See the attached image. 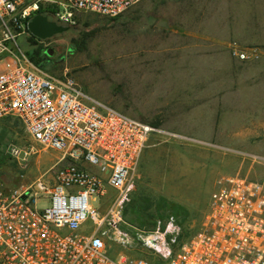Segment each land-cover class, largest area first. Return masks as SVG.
Here are the masks:
<instances>
[{"label":"rangeland","instance_id":"1","mask_svg":"<svg viewBox=\"0 0 264 264\" xmlns=\"http://www.w3.org/2000/svg\"><path fill=\"white\" fill-rule=\"evenodd\" d=\"M192 4L141 0L117 17L79 11L66 32L39 39L26 31L17 37L37 66L68 72L89 96L162 129L150 136L124 195L123 221L107 226L112 256L163 263L136 239L137 232L165 229L173 218L182 231L173 253L201 227L221 176L241 173L264 183V47L247 49L249 58L241 59L235 53L240 48L203 38L192 31ZM3 29L0 22V35ZM8 62L0 61V71ZM11 145L28 154L12 155ZM60 157L34 141L20 120H0L4 186L30 184ZM47 200L42 197L38 205ZM103 201L91 204L103 213L110 202L101 209ZM117 233L128 234V241L116 240Z\"/></svg>","mask_w":264,"mask_h":264},{"label":"built area","instance_id":"2","mask_svg":"<svg viewBox=\"0 0 264 264\" xmlns=\"http://www.w3.org/2000/svg\"><path fill=\"white\" fill-rule=\"evenodd\" d=\"M140 1L0 0V57L11 58L0 71V120H20L34 141L61 153L58 165L30 184L5 189L0 179V264H154L112 256L105 238L108 225L123 221L124 195L150 136L162 129L89 96L68 72L42 69L17 43L42 7L50 19L74 26L79 11L117 17ZM235 53L249 58L246 50ZM8 151L28 154L13 145ZM42 197L48 204L40 207ZM97 198L104 199L101 209L110 201L103 213L91 204ZM181 232L171 218L165 229L139 231L136 239L162 264H264V183L221 176L201 227L172 253ZM115 239L126 243L129 236Z\"/></svg>","mask_w":264,"mask_h":264},{"label":"crops","instance_id":"3","mask_svg":"<svg viewBox=\"0 0 264 264\" xmlns=\"http://www.w3.org/2000/svg\"><path fill=\"white\" fill-rule=\"evenodd\" d=\"M189 13L191 18L195 14L192 31L214 44L240 50L264 47V0H193ZM5 58L11 61L8 56L0 61Z\"/></svg>","mask_w":264,"mask_h":264},{"label":"water","instance_id":"4","mask_svg":"<svg viewBox=\"0 0 264 264\" xmlns=\"http://www.w3.org/2000/svg\"><path fill=\"white\" fill-rule=\"evenodd\" d=\"M27 27L29 32L39 39H47L56 34L66 32L70 29V26L61 25L55 20L50 19L46 14L43 13L35 14L29 20ZM47 53L49 55H52L53 51L51 49H48Z\"/></svg>","mask_w":264,"mask_h":264},{"label":"trees","instance_id":"5","mask_svg":"<svg viewBox=\"0 0 264 264\" xmlns=\"http://www.w3.org/2000/svg\"><path fill=\"white\" fill-rule=\"evenodd\" d=\"M38 13H43V14H47V9L45 8V7H42L40 10H39V12ZM27 31L29 32V30H28V28H27ZM34 37V36H33ZM88 38V36H85V39H87ZM33 59L34 58H31V60L33 61ZM34 62V61H33ZM38 64H39V62H37ZM37 64V65H38ZM152 125H154L155 127L156 126H158V123H151ZM5 187V189H9V188H13V187H7V186H4ZM149 260H151V259H149ZM154 264H162V263H160V262H157V261H155V260H151Z\"/></svg>","mask_w":264,"mask_h":264}]
</instances>
